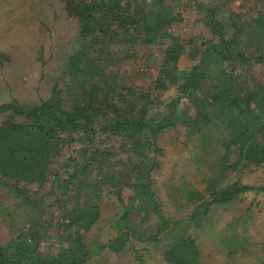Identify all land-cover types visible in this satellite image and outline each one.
<instances>
[{
	"label": "trees",
	"instance_id": "obj_1",
	"mask_svg": "<svg viewBox=\"0 0 264 264\" xmlns=\"http://www.w3.org/2000/svg\"><path fill=\"white\" fill-rule=\"evenodd\" d=\"M193 1L196 5V0ZM63 2L67 16L77 20L79 37L83 39L81 46L69 55L66 65L76 89L71 103L66 106L61 91L53 88L47 100L32 107L22 108L14 100L0 104V187L14 193L18 205L29 209L24 219L28 227L10 238L6 245L0 244V264H89L105 248L120 253L127 244L133 249L132 240L158 243L161 234L169 233V218L162 214L151 188L150 173L157 164L148 156V151H159L157 136L164 129L173 128L178 120L188 128V135L200 133L214 120L223 124L228 132L221 141L225 150L223 158L232 147H236L238 153L231 168L240 160L244 165L264 163V83L254 82L250 74V69L263 61L264 18L257 16L248 25L227 15L219 17L215 13L216 5L197 2L200 8L209 11L204 22L217 41H206L199 62L184 74L179 85L192 100L193 112H189L188 107L178 109L180 97L177 96L169 100L161 113L150 115L151 100L136 109L122 95L123 87L116 90L114 75L105 71L113 59L108 45L112 39L123 44L161 43L169 36V29L181 21V14L174 11V4H166L165 0ZM181 51L182 46L177 40L166 46L161 71L166 78L158 76L157 86L176 82L174 70ZM211 59L217 60L219 65L226 61L241 68L245 81L239 82L231 72L217 68L216 82L207 90V96L201 93L200 98H196L192 92L204 86V79L208 77L202 64ZM250 82H253L251 86L248 85ZM128 92H131L130 88ZM116 102L125 103V108L121 109ZM108 110L113 113L111 118ZM108 136L123 140L120 147L127 154L128 163L133 156L139 160L129 173L114 170L118 174L115 176L110 171L112 168L107 165L110 154L103 143L104 137ZM74 143L79 144L78 156H68L63 165L66 177L61 179L57 171H49V165L65 145ZM83 146L86 149L81 148ZM222 181L216 176L206 179L204 188L208 199H203L202 193H196L198 202L188 220L197 224L212 205L234 202L247 191H264V184L254 186L234 181L223 185ZM22 184L37 188L48 186L51 193L55 188L68 192L71 207L55 227L59 245L54 249L41 246L44 236L41 231H47L49 226L34 227L39 212ZM104 185L116 191L120 203L122 188L131 189V194L116 222L118 234L106 243L97 244L94 249L85 242L84 234L99 218ZM134 202L138 212L142 211L146 216L149 211L158 217L154 235L142 236L133 227L130 221L133 210L129 205ZM196 255L194 240L179 236L165 250L164 260L169 264H189Z\"/></svg>",
	"mask_w": 264,
	"mask_h": 264
},
{
	"label": "rangeland",
	"instance_id": "obj_2",
	"mask_svg": "<svg viewBox=\"0 0 264 264\" xmlns=\"http://www.w3.org/2000/svg\"><path fill=\"white\" fill-rule=\"evenodd\" d=\"M197 2L216 5L215 13L219 17L227 15L248 25L257 16L264 18V0H196V5L193 0H165L166 4H174V11L181 14V21L169 29V36L161 43L123 44L112 39L108 45L113 59L105 71L114 75L116 90L123 87L122 95L136 109L143 102L151 100L153 103L148 107V114H159L165 110L170 99L178 96V109L188 107L189 112H193L192 100L179 89V85L183 82L184 74L199 62L206 41H217L204 22L209 11L200 8ZM172 40H177L182 46L174 70L176 82L171 84L166 79L168 82L160 87L155 83L156 78H166L161 72L162 57ZM82 42L78 22L67 16L63 0H0V104L14 100L22 108L32 107L47 100L53 88H56L65 98L66 106L69 105L76 89L66 65L69 55ZM232 67V63L226 61L219 65L215 59L202 64L203 70L207 69L208 77L204 79V86L194 90L192 95L196 98H200L201 93L207 96V90L216 82L217 68L231 72L239 82L245 81L241 68ZM250 74L253 81L264 83V57L263 61L250 69ZM252 84L250 82L248 85ZM116 103L121 109L125 108V103ZM107 114L111 118L113 113L108 110ZM187 132L188 128L178 120L173 128L164 129L157 136L156 147L159 151H148V156L157 164L150 173L151 188L162 214L169 218V233L165 236L161 234L158 243L132 240L133 249L127 244L120 253L105 248L89 264H169L164 260L165 250L179 236L190 237L196 244L197 255L189 264H264V191H247L234 202L212 205L197 224L188 220L198 202L196 193H202L203 199H208L204 188L207 178L216 176L223 180V185L240 181L261 186L264 184V163L259 166L244 165L240 160L231 168V164L237 160V149L232 147L227 157L223 158L225 150L221 141L228 132L216 120L200 133L188 135ZM103 143L110 154L107 165L112 169L107 168L115 176L118 174L114 170L127 174L139 162L133 156L128 163L127 154L120 147L123 144L121 138L104 137ZM78 147V143L65 145L60 154L52 159L49 171H57L64 179L63 165L68 156H78ZM81 148L86 149L85 146ZM22 186L27 188L26 193L39 212L34 227L39 228L42 224L49 226L47 231H41L44 234L41 246L54 249L59 245L55 227L71 207L68 192L55 188L51 193L48 186ZM130 194L131 189L122 188L120 203L116 191L106 185L102 187L99 218L84 234L85 242L90 247L95 249L97 244L106 243L118 234L116 222L123 207L128 204ZM0 204L3 205L0 207V244L6 245L10 238L28 227L24 219L29 209L19 206L18 198L4 187H0ZM135 204L129 205L133 210L130 215L133 227L142 236L154 235L158 217L149 211L145 216L134 208Z\"/></svg>",
	"mask_w": 264,
	"mask_h": 264
}]
</instances>
